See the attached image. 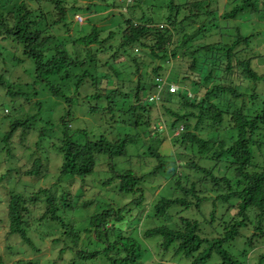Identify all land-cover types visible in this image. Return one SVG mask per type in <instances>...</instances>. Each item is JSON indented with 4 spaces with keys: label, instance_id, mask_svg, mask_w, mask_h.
<instances>
[{
    "label": "trees",
    "instance_id": "16d2710c",
    "mask_svg": "<svg viewBox=\"0 0 264 264\" xmlns=\"http://www.w3.org/2000/svg\"><path fill=\"white\" fill-rule=\"evenodd\" d=\"M146 1L149 14L141 8ZM156 1L99 3L95 11L119 10L112 27L93 24L89 32L72 36L78 31L71 25L80 23L76 16L81 11L91 14L95 3L0 0V38L20 47L32 61L33 83L43 82L44 89L64 104L63 113L53 122L38 117L43 102L34 100L35 112L10 120L1 135L6 155L15 152L16 145H27L34 134L37 146L44 138L52 140L49 145L59 157L53 164L23 149L27 159L15 169L16 180L28 177L37 187L34 183L27 196L19 191L7 193L5 237L38 252L30 224L59 222L61 239L71 236L75 248L69 264L98 255L104 264H144L154 250L167 255L166 262L172 264H264V249L251 257L255 245H264V153L262 160L255 154L256 149L264 150V91H259L264 70L257 64L264 61V42L260 43L264 0ZM254 17L256 24L250 26ZM235 20L236 25L229 24ZM104 31L107 36L102 38ZM116 34L113 45L110 39L115 40ZM100 50H112V61H102ZM163 63L169 65L163 67ZM3 64L0 51V68ZM3 70L0 87L4 95L30 103L25 94L35 92L33 83L24 88L16 81L8 82ZM170 82L178 86L175 92L168 90ZM154 93L156 101L148 100ZM85 102L88 106L80 118L85 125L74 129L75 106ZM24 106L23 102L19 105ZM158 106L177 147L169 160L150 144L141 154L137 150L143 141L151 140L162 114ZM36 116L37 126L33 123ZM130 146L135 148L130 150ZM145 153L156 163L139 174L130 159L145 158ZM120 157H128L127 163L118 165ZM207 161L212 164L204 165ZM51 163L57 177L49 186H40L52 172ZM97 164V171L111 174L101 176V187L118 177L117 191L133 196L126 206L133 204L135 216L147 221L145 226L138 224L130 231L117 228L115 223L123 220V214L121 208L111 206L94 211L88 227L73 220V212L81 206L88 208L93 201L79 205L80 194L72 183L62 182L92 174ZM227 169L233 176L226 174ZM4 177L0 176V182ZM149 185H154L151 198ZM41 202L44 209L36 215L34 208ZM185 209L197 215H182ZM65 215L71 217L68 222ZM93 229L103 245L92 251L80 249L81 234ZM64 249L60 248L59 256ZM0 264L37 263L31 259L4 262L0 257Z\"/></svg>",
    "mask_w": 264,
    "mask_h": 264
},
{
    "label": "rangeland",
    "instance_id": "374dc122",
    "mask_svg": "<svg viewBox=\"0 0 264 264\" xmlns=\"http://www.w3.org/2000/svg\"><path fill=\"white\" fill-rule=\"evenodd\" d=\"M67 2H72L76 1L79 2L80 4H92L95 3V5H92L93 12L90 14L87 11H81L79 16L81 18L80 23H73L71 27L75 29L78 32H72V36L75 34H81V33H87L91 30V27L93 24H96L98 27L101 28H108L109 26L112 25V22L115 19L119 18V14L116 8L112 7H107L104 9H99L95 11L94 9H97L98 7H101L99 3H110L112 0H66ZM120 1V0H118ZM128 1V0H127ZM135 1V0H134ZM159 1L161 3V0H157L156 3L159 4ZM178 1V0H177ZM125 4V3H124ZM149 5L150 3H147V1L141 6L145 14H149ZM125 6V5H124ZM119 9V8H118ZM223 12V8H222ZM113 13V15H111ZM118 17V18H117ZM244 18V17H243ZM77 19V17H76ZM78 20V19H77ZM245 20V18H244ZM250 20V19H249ZM238 20H235L234 22H230V25H236ZM246 22H248L246 20ZM160 23V22H159ZM114 24V23H113ZM256 24V18L254 17L252 19L251 24L249 23L250 26H253ZM229 25V27H231ZM112 27V26H111ZM113 30H118L117 28H112ZM107 36L106 31L100 33V37L104 38ZM118 35L116 34L115 40L110 39V42L115 45L117 42ZM264 42V37L260 38V43ZM107 44V43H106ZM0 51L2 53V59H3V65H1V68L3 70V74L5 76L6 81H11V82H18L19 84L22 85V87L25 88L26 83H33V78L35 77L34 71H33V64L32 61L29 58H26L20 50V47L17 46L13 41L9 39H1L0 38ZM141 51V50H138ZM102 50L98 51V53L102 54V61L104 59H109V61H112L111 58H109L111 51L108 52H102ZM131 54L137 53V55L142 54L138 52H130ZM130 54V55H131ZM15 58V59H14ZM19 61H17V60ZM118 60H123L121 58H118ZM176 62L173 60L171 62V65L173 66ZM182 63V62H181ZM258 67L260 70H264V61H258L257 62ZM168 64H162V66H168ZM14 66V67H13ZM257 67V68H258ZM0 68V69H1ZM168 68V67H167ZM184 69V68H182ZM174 73L171 74L170 78ZM159 77H156V80H158ZM164 80H161L160 83H163ZM165 83V81H164ZM171 83V82H170ZM262 87H259V91H264V83L261 84ZM35 89V92H29V94H25V96L28 98V101L30 103L25 102L23 98H15L12 99L6 95H4L3 88L0 87V138L1 135L7 130L8 124L10 120L13 119H18L21 118V116L26 112L34 113L35 112V107L33 104L34 100H40L43 103L42 106V112L39 114L38 117H44L46 119H52V121H57L59 116L63 113L64 109V104L61 102V99H57L56 97L52 96L49 92H47L44 87H43V82L40 83H33L32 84V89ZM203 93V91H201ZM158 94H153L149 97L148 100L156 101V97ZM23 102L25 105L23 108L19 107V105ZM87 102H85L84 105L75 106V118L74 121L72 120L74 129L76 128H82L84 124L83 121H80V118H83V112L86 110L87 107ZM159 110L162 112L159 122L157 121L156 127L154 130L151 132V140H145L143 141L140 145L137 146V150L139 154L144 152L146 150V147L150 144L156 147H159V151L164 154L166 157V160L171 159V153L173 152V149L175 147L176 150V145L175 144V139L173 140L172 133L169 132V128L167 126V123L164 120V115L163 111L161 110L160 106ZM5 108V109H4ZM4 109V110H3ZM176 109V107H175ZM9 111L8 115L7 112ZM50 110H52L50 112ZM4 112V114H3ZM36 119L33 121V123L37 126V116L35 117ZM43 118V119H44ZM82 120V119H81ZM86 120V119H85ZM84 128V127H83ZM60 131V130H57ZM100 131V130H99ZM223 133L228 136L229 132L223 131ZM169 134V136H168ZM176 134V132L174 133ZM158 136V137H157ZM165 137L163 140L160 141L159 139ZM144 138V137H143ZM170 138V139H169ZM15 138L14 140H16ZM34 134L30 135V139L26 141L27 145L24 144L22 148H20V145H16L15 147V152H12V154L6 155L5 152H2V149L4 147L3 142L0 140V176H5L3 182H0V257L1 261L5 259L6 261H16V260H24L27 261L29 259L36 261L37 264H69V261L74 259L75 256V248L73 249V244L71 241V236H65L61 239L60 237V229H61V224L59 222L57 223H49L48 225L46 223H31V231L33 235V240H34V246L33 247H38L39 251L37 252L34 248H31L30 246H27L26 244L22 243L20 240L18 241H13L12 239H9L5 237L6 233V227H5V217H6V201L8 200V195L7 193L9 192H22L24 195H28L30 191L32 190L31 187L35 183L32 179L28 177H22L20 180H16V176H19V173H17V170L19 168V165L23 164L22 162L26 163V156L22 155L23 149H25L27 152H32L34 156H39L42 157L48 161H51L53 164L56 162L58 163L59 157L57 156V150L54 146L51 144L49 145L48 138H44L45 140H42L39 145L37 146V141L34 140ZM34 140V141H33ZM18 143V142H17ZM160 143V144H159ZM135 147L130 146V150H133ZM17 153V154H16ZM131 153V151H130ZM258 153L259 160L261 159L262 153H264V150L262 152L255 150V154ZM15 154V155H14ZM27 154V153H26ZM137 154V152H136ZM20 156V157H18ZM24 158H23V157ZM163 156V157H164ZM17 157L19 159H17ZM151 156L146 155L145 153V158L144 157H138V158H133L130 159V165L131 162L134 161L133 163V168H135L138 173H144L147 172L151 169L152 165L156 163L155 158H150ZM26 158V159H25ZM126 159L128 157H120L117 159L118 165L119 162L120 164L123 162L127 163ZM135 159V160H134ZM169 162V161H168ZM51 163L52 167V172L50 173L49 177H47L44 181L40 182L39 185H50L51 183H54L55 177L54 176L57 173V170L54 168V166ZM170 163V162H169ZM211 165L212 163L207 161L204 162V165ZM98 165H95L94 171L92 174L87 175L84 178L76 177L73 178L75 180L72 181L71 178H66L65 181L62 183L68 184L72 183V186L75 189V192L80 194V204L84 203L85 201H93L91 205L88 206V208L83 209L78 208L77 211L73 212L72 215H74L73 220L77 222L78 226L81 227H88L90 224L88 223L89 216L93 214L94 211H98L100 208H105L107 207H112V208H121L122 214H123V220L122 221H117L115 223V226L117 228H123L127 229L130 231L132 228H135L136 226H139L138 224H144L145 226V218L144 216L140 218L135 216L136 213V208L132 205L126 206L127 203L133 198L132 195H126L122 196L118 191H117V178L113 182H111L108 186L106 187H101L100 185V178L101 176H111L110 173H107L104 169L97 171ZM128 166V164H127ZM119 167V166H118ZM10 168H14L11 170ZM17 169V170H15ZM51 169V168H50ZM6 170H8V173H6ZM15 170V171H14ZM226 174L228 176H233V173H231L228 169L226 170ZM227 176V177H228ZM103 178V177H102ZM101 178V179H102ZM71 181V182H68ZM36 184V183H35ZM69 184V185H70ZM38 185V186H39ZM22 186H25L26 188H22ZM37 187V184H36ZM150 187V198L152 197V192L154 191V185H149ZM27 189V190H26ZM36 189V188H35ZM153 189V190H152ZM57 192H60V189L57 188L55 189ZM156 190V189H155ZM210 204V201L207 202ZM42 202L40 205H37L34 208V214L37 215V212H41L44 207ZM39 214V213H38ZM183 214H189V215H197V213H194L193 210L191 209H185L183 210ZM71 215V213H70ZM70 215L64 216V220L68 222L71 217ZM34 216V215H33ZM86 220L84 221V219ZM139 219V220H138ZM83 220V221H82ZM31 222V220H30ZM111 228V226H110ZM62 231V229H61ZM98 233L97 235H100L99 232H97L96 229H93L89 234L86 232L81 234V237L78 240V247L82 250H87V251H92L95 249H98L97 247H101L103 245V240L101 239V235L99 238L96 239L95 234ZM111 234V233H110ZM116 231L110 235V238L113 239L116 235ZM53 239H59L57 241H53ZM156 238H153L152 241H154ZM37 244V246H36ZM260 246V247H259ZM8 247V248H7ZM65 247L63 254L61 256L58 255V251L60 248ZM264 249V245L262 243H259L255 245L252 249L251 252V257H255V253L258 251L262 253V250ZM250 252V253H251ZM167 255L162 256L159 254L157 250H154L153 252L148 254L147 260L144 262V264H172L174 262H166ZM166 262V263H165ZM75 264H104V258L102 256H97L94 258H87L85 260H77ZM183 264H187V262H184ZM249 264H254L249 261Z\"/></svg>",
    "mask_w": 264,
    "mask_h": 264
},
{
    "label": "built area",
    "instance_id": "2783aa9c",
    "mask_svg": "<svg viewBox=\"0 0 264 264\" xmlns=\"http://www.w3.org/2000/svg\"><path fill=\"white\" fill-rule=\"evenodd\" d=\"M128 1H131V0H128ZM76 17H77L78 21H81V18L79 16H76ZM157 81H161L160 78H158ZM163 83H164V81H163ZM177 89H178V86L175 83H169L168 90L170 92H175Z\"/></svg>",
    "mask_w": 264,
    "mask_h": 264
},
{
    "label": "clouds",
    "instance_id": "9594fccd",
    "mask_svg": "<svg viewBox=\"0 0 264 264\" xmlns=\"http://www.w3.org/2000/svg\"><path fill=\"white\" fill-rule=\"evenodd\" d=\"M80 22H82V21H80Z\"/></svg>",
    "mask_w": 264,
    "mask_h": 264
}]
</instances>
